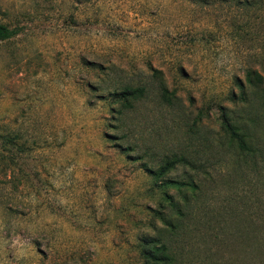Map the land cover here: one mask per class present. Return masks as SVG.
Instances as JSON below:
<instances>
[{"label":"rangeland","instance_id":"rangeland-1","mask_svg":"<svg viewBox=\"0 0 264 264\" xmlns=\"http://www.w3.org/2000/svg\"><path fill=\"white\" fill-rule=\"evenodd\" d=\"M0 24V264L264 261V0H0Z\"/></svg>","mask_w":264,"mask_h":264},{"label":"trees","instance_id":"trees-1","mask_svg":"<svg viewBox=\"0 0 264 264\" xmlns=\"http://www.w3.org/2000/svg\"><path fill=\"white\" fill-rule=\"evenodd\" d=\"M14 35V31L12 29H8L6 26L0 24V41L7 40L11 38ZM157 96L160 100L165 102L168 105L172 104V100L174 96L171 93H168L167 90L165 89L164 85L162 83L157 84ZM147 92V86H137V87H132L131 85H123L120 89L119 92H115L112 94L113 97L116 99L120 100L123 106H130L129 100L134 101L135 99H138L141 97L143 94ZM221 127L223 130L230 136L232 140H235L237 146L240 149H245V144L242 139V136L237 133V129L232 127L231 124L227 121H222ZM180 162H184L181 159H171V160H165L159 168L153 173V176L156 180L162 179V177L171 169L174 168V166ZM166 186L170 187H175L177 184L176 182L173 181H166L164 182ZM168 198V197H166ZM162 248H156V247H151L148 251H146L145 256L147 257L146 259H155L158 254H160V251ZM257 251L262 252L264 254V241L262 244L258 245ZM261 262V261H260ZM261 264H264V261L261 262Z\"/></svg>","mask_w":264,"mask_h":264}]
</instances>
